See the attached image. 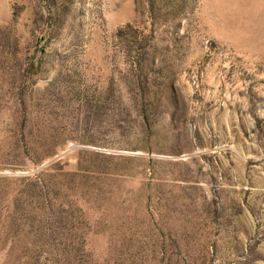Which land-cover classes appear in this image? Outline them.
Instances as JSON below:
<instances>
[{
	"label": "rangeland",
	"instance_id": "374dc122",
	"mask_svg": "<svg viewBox=\"0 0 264 264\" xmlns=\"http://www.w3.org/2000/svg\"><path fill=\"white\" fill-rule=\"evenodd\" d=\"M0 264H264V0H0Z\"/></svg>",
	"mask_w": 264,
	"mask_h": 264
}]
</instances>
